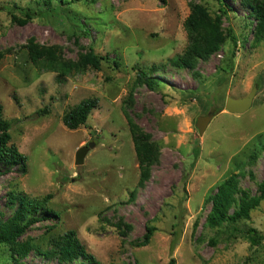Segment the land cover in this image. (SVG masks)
<instances>
[{
  "label": "rangeland",
  "instance_id": "rangeland-1",
  "mask_svg": "<svg viewBox=\"0 0 264 264\" xmlns=\"http://www.w3.org/2000/svg\"><path fill=\"white\" fill-rule=\"evenodd\" d=\"M36 1L0 0L1 113L12 124L9 145L26 156L27 166L25 173L0 166V220L16 208L11 192L32 200L50 195L47 206L58 217L35 223L18 243L51 251L53 241L73 232L100 264H264V201L249 220L204 225L208 198L220 183L236 175L240 190L252 197L264 178V153L256 146L258 139L264 143V40L252 47L248 10L238 0H225L229 11L222 15V28L225 33L231 28L236 45L227 36L216 54L198 62L196 76L168 60L187 45L183 22L189 5L220 15L215 0H79L71 5L52 0V8L37 7ZM14 6L33 9L34 18L12 23L11 12L22 18ZM29 39L61 47L66 59L91 49L106 62L98 72L59 78L29 62L22 49ZM152 66L162 80L159 87L137 85L138 71ZM131 89L133 103L125 111L160 147L159 161L141 186L124 117ZM253 89L248 111L225 110L228 97L244 98ZM94 97L98 104L87 124L68 130L62 123L65 112ZM209 112L214 117L200 135L196 119ZM91 142L83 165L75 166L76 151ZM147 226L155 228L149 244L134 247ZM248 228L260 234L258 243L246 237ZM11 252L0 245V264H89L82 258L71 263L58 255L45 258L34 248L14 262Z\"/></svg>",
  "mask_w": 264,
  "mask_h": 264
},
{
  "label": "trees",
  "instance_id": "trees-1",
  "mask_svg": "<svg viewBox=\"0 0 264 264\" xmlns=\"http://www.w3.org/2000/svg\"><path fill=\"white\" fill-rule=\"evenodd\" d=\"M57 1L61 5H71L77 3L79 0ZM90 1L91 3L95 2V0ZM215 1L219 5L220 15L215 14L212 16L208 9L201 4L191 3L189 5V14L183 22L187 45L181 55L168 60L171 67L177 70H188L192 72V75L197 76L195 69L198 62H205L211 55L216 54L223 46L227 36H230L234 46L236 45L231 28H228L226 33L222 28V15L225 16L227 11H229L228 5L225 0ZM238 1L242 7L248 10V15L245 19L253 23V27L249 31L252 36L251 45L257 48L264 40V0ZM52 2V0H37L35 5L37 7L52 8ZM13 9L21 10L17 6H14ZM21 14L22 18H18L11 12L12 23L24 25L34 18L35 12L33 9L27 8L21 10ZM84 31L88 33L86 29ZM242 39L245 41L244 36ZM22 49L29 62L39 71L54 73L59 78L84 74L88 71L98 72L101 70L102 64L106 62V58L99 57L91 49L79 54L76 60L66 59L61 47L40 45L33 39H29L22 46ZM111 64L115 68L120 65L119 61H114ZM157 72L155 66L150 67L148 70H139L136 84L146 86L150 90L159 87L162 80L158 76H155ZM132 103L133 89L130 90L124 101V117L129 125L132 136L134 154L140 171L139 185L141 186L149 178L151 167L159 161L160 147L157 142L150 139L149 135L142 132L125 111ZM97 104L98 99L95 97L80 101L62 116L63 125L71 131L85 126L92 110L97 107ZM1 111L2 108L0 106V166L2 165L6 170L16 167L22 173H25L27 167L26 156L18 152L13 144L9 145L12 124L2 117ZM214 112L217 113L219 110L217 109ZM256 143L257 148L264 153L262 138L256 140ZM193 156L194 159H197L199 156V148L197 146L193 150ZM258 190V195L250 197L247 193L240 190L236 175H232L224 180L217 186L216 192L208 198L211 203V208L205 219V227L219 228L224 224L233 225L241 220H249L251 212L259 206L260 202L264 201V178L258 184ZM9 195L11 207L16 206V208L6 220H0V245L6 244L10 248L12 251L10 254L11 259L14 262L18 260L15 256L21 258L31 248H34L37 255H42L45 258L58 255L62 261L69 263L82 258L89 264H100L94 257L85 252L84 247L73 232H68L53 241L51 251L35 248L31 244L18 243L17 240L32 225L48 220L49 218L58 217V214L47 206L48 200L51 198L50 195L40 200H32L25 194L17 192H11ZM231 209L233 210L230 213ZM125 228L129 229L128 227ZM145 229L146 232L142 239L133 243L134 247L142 248L149 244L155 228L147 226ZM245 232L246 237L252 244L258 243L261 239L260 234L252 228H248ZM135 264L139 263L136 262ZM169 264H174V260H170Z\"/></svg>",
  "mask_w": 264,
  "mask_h": 264
},
{
  "label": "water",
  "instance_id": "water-1",
  "mask_svg": "<svg viewBox=\"0 0 264 264\" xmlns=\"http://www.w3.org/2000/svg\"><path fill=\"white\" fill-rule=\"evenodd\" d=\"M255 93V89L252 90L246 97L240 98V99H234L228 97L225 101L224 108L226 111L230 113H235V114H242L248 111L251 107L253 96ZM214 113L209 112L204 116H199L196 119L195 126L199 132L200 135L204 133L206 130L207 125L209 122L213 119ZM94 147V143H88L87 145L80 147L74 157V164L75 166H81L84 163V159L89 152L90 149Z\"/></svg>",
  "mask_w": 264,
  "mask_h": 264
}]
</instances>
